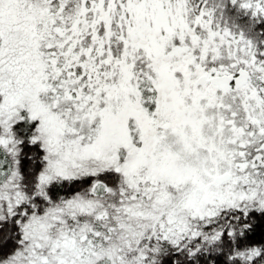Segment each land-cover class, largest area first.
Returning a JSON list of instances; mask_svg holds the SVG:
<instances>
[{
    "label": "snow or ice",
    "instance_id": "1",
    "mask_svg": "<svg viewBox=\"0 0 264 264\" xmlns=\"http://www.w3.org/2000/svg\"><path fill=\"white\" fill-rule=\"evenodd\" d=\"M0 264H264V0H0Z\"/></svg>",
    "mask_w": 264,
    "mask_h": 264
}]
</instances>
